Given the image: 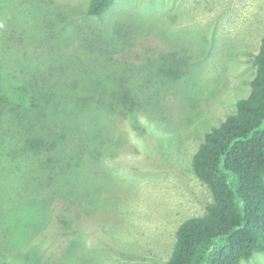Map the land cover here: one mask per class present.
<instances>
[{"label": "rangeland", "instance_id": "rangeland-1", "mask_svg": "<svg viewBox=\"0 0 264 264\" xmlns=\"http://www.w3.org/2000/svg\"><path fill=\"white\" fill-rule=\"evenodd\" d=\"M90 1L0 0L8 102L94 117L89 131L87 110L64 107L82 169L55 192L34 157L13 153L23 135L0 139V219L21 221L16 238L47 264H163L180 225L213 201L193 155L250 93L264 0H116L100 16ZM125 94L142 108L119 119Z\"/></svg>", "mask_w": 264, "mask_h": 264}, {"label": "trees", "instance_id": "trees-1", "mask_svg": "<svg viewBox=\"0 0 264 264\" xmlns=\"http://www.w3.org/2000/svg\"><path fill=\"white\" fill-rule=\"evenodd\" d=\"M115 1L91 0L88 14L100 16ZM254 64L249 95L237 102L236 111L206 132L193 155L194 172L210 188L213 201L204 214L180 225L173 254L163 264H242L264 253V35ZM6 93L0 90V139L23 135L27 144L13 153L34 157V170L49 172L48 184L55 192L61 187L55 185L61 176L79 175L82 169L80 133L73 120L66 121L64 116L70 114L67 108H75L53 102L25 108L22 103L8 102ZM121 101L123 106L113 108L119 119L126 110L132 113L142 108L126 94ZM75 110H87L86 118H79L86 121L90 131L94 117L88 115V109ZM104 112L107 117L112 115L111 110ZM20 222L0 219V264H47L30 246V236H26L27 243L16 238L15 228Z\"/></svg>", "mask_w": 264, "mask_h": 264}]
</instances>
